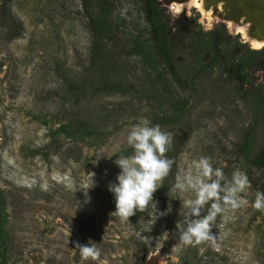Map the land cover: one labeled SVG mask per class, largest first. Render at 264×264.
<instances>
[{
  "label": "rangeland",
  "instance_id": "rangeland-1",
  "mask_svg": "<svg viewBox=\"0 0 264 264\" xmlns=\"http://www.w3.org/2000/svg\"><path fill=\"white\" fill-rule=\"evenodd\" d=\"M8 1L16 21L0 20V264H264V169L253 170L254 186L245 158L231 153L247 112L235 111L240 94L215 83L227 79L222 69L193 77L209 54L191 35L224 29L244 43L229 44L231 56L264 45L195 5L161 1L188 102L159 126L183 97L159 67L140 0L103 2L104 56L82 0ZM90 13L102 15L96 0ZM252 75L251 90L264 71ZM57 121L77 134H50ZM263 137L259 129L257 147Z\"/></svg>",
  "mask_w": 264,
  "mask_h": 264
},
{
  "label": "trees",
  "instance_id": "trees-1",
  "mask_svg": "<svg viewBox=\"0 0 264 264\" xmlns=\"http://www.w3.org/2000/svg\"><path fill=\"white\" fill-rule=\"evenodd\" d=\"M94 0H82V7L87 13V16L91 19V27L96 31L95 36H100L97 38L93 49H98L101 56L108 51V44L111 39V29L108 27V22L105 19V1L106 0H96L101 11V16L97 19L93 18L90 13V7ZM143 6L144 19L148 27L149 39L152 50L156 53V57L159 60V67L164 69L165 75L169 77L168 82L175 89L174 92L176 96L181 93L183 84L180 81L178 71L176 70L174 63V45L173 36L171 28L165 20V12L161 6L160 0H140ZM104 2V3H103ZM12 20L15 23L16 18L13 15L11 8L9 6L8 0H3L0 4V20ZM20 26H22L20 24ZM200 35L197 36L196 33L191 35V39L194 41L196 46L202 48V50L209 54V58L203 63L201 67L193 72V77L195 78L198 73L211 69V75L213 70L216 68L222 69L221 75H226L227 79L216 80L215 83L224 80L223 85L231 86L230 89H234L236 94L241 95L236 104H242L241 108L236 107L235 111L238 114L246 110V120L248 121L244 126H242L239 139H237L232 146L231 153L235 157L245 158L246 161V172L251 178L253 185H257L252 177L253 170L264 169V137L259 147H257L258 142V131L262 129L264 131V84L257 86V88L251 90L249 88L243 87V84H248L252 82V69H259L264 71V46L260 49L248 48L246 52L241 53L239 56L230 55V49L227 47L229 44L233 45V48L244 47V43L240 42L238 39L234 40L226 35L224 29L213 28L209 31H200ZM19 33H14L11 36H17ZM105 35V36H104ZM108 35V36H107ZM202 35V36H201ZM95 39V38H94ZM105 65L109 66L110 61L105 60ZM163 71V73H164ZM170 85V86H171ZM192 86V84H191ZM73 87L77 88L73 85ZM169 87L168 83L162 85V89H167ZM183 97V102L181 105L174 106V115H166V113L158 114L157 119H155L154 124L163 126L175 122L181 115V113L186 108L188 98ZM232 102H235L232 100ZM83 122V121H81ZM59 123L57 127H48L50 134L59 132L65 133L67 135H76L72 131L74 126L69 123ZM84 127V125H83ZM257 187V186H256ZM2 208V203L0 202V209ZM4 237V230L0 226V240ZM1 244V241H0ZM147 251L144 253L146 254ZM142 255L141 258H143Z\"/></svg>",
  "mask_w": 264,
  "mask_h": 264
},
{
  "label": "water",
  "instance_id": "water-1",
  "mask_svg": "<svg viewBox=\"0 0 264 264\" xmlns=\"http://www.w3.org/2000/svg\"><path fill=\"white\" fill-rule=\"evenodd\" d=\"M160 1L169 4L173 1L185 0ZM219 3L222 4L224 19L251 25V34L264 41V0H203V4L207 7Z\"/></svg>",
  "mask_w": 264,
  "mask_h": 264
},
{
  "label": "bare ground",
  "instance_id": "bare-ground-1",
  "mask_svg": "<svg viewBox=\"0 0 264 264\" xmlns=\"http://www.w3.org/2000/svg\"><path fill=\"white\" fill-rule=\"evenodd\" d=\"M202 0H185V1H173L171 4L173 6H176L178 9H182V8H190L192 6H197L201 12L203 13L204 17L207 18L208 20L211 21H216V20H224L228 26V28L230 29V31H234V32H239L242 33L244 35V37L248 40V42L256 45V46H263L264 45V41H262L261 39L256 38L255 36H253L250 32L251 30V25H246L244 22L241 23H236L235 21H231V20H226L223 17V14H220V10H222V4L219 3L218 5H216V9L218 12L214 11V7L213 6H205L203 4V2H201Z\"/></svg>",
  "mask_w": 264,
  "mask_h": 264
},
{
  "label": "flooded vegetation",
  "instance_id": "flooded-vegetation-1",
  "mask_svg": "<svg viewBox=\"0 0 264 264\" xmlns=\"http://www.w3.org/2000/svg\"><path fill=\"white\" fill-rule=\"evenodd\" d=\"M220 12L222 13V12H223V9H222V10H220Z\"/></svg>",
  "mask_w": 264,
  "mask_h": 264
}]
</instances>
